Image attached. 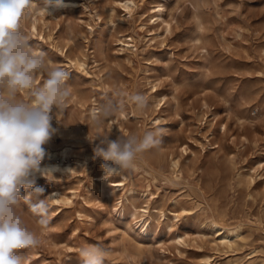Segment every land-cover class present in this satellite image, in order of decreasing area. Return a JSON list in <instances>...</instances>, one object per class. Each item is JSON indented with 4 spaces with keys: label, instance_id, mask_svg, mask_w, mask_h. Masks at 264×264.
I'll return each instance as SVG.
<instances>
[{
    "label": "rangeland",
    "instance_id": "1",
    "mask_svg": "<svg viewBox=\"0 0 264 264\" xmlns=\"http://www.w3.org/2000/svg\"><path fill=\"white\" fill-rule=\"evenodd\" d=\"M68 1L48 16L33 0L21 23L33 49L68 73L70 96L44 148L74 169L34 176L49 223L41 229L21 201L41 241L19 250L24 264H82L87 245L106 250L104 264H264V0H136L132 13L119 0ZM159 3L169 28L150 17ZM131 35L138 48L122 49ZM133 93L148 97L147 111L128 102ZM94 103L124 111L97 128ZM154 128L161 143L125 170V188L112 183L123 176L102 178L93 156L106 145L92 139ZM213 219L240 224L232 246Z\"/></svg>",
    "mask_w": 264,
    "mask_h": 264
},
{
    "label": "clouds",
    "instance_id": "2",
    "mask_svg": "<svg viewBox=\"0 0 264 264\" xmlns=\"http://www.w3.org/2000/svg\"><path fill=\"white\" fill-rule=\"evenodd\" d=\"M32 5L33 0H0V264H24L19 250L40 246L38 233L17 210L24 200L40 217L41 229L49 223L48 199L35 185L34 176L52 175L51 170L41 168L44 145L55 131L51 124L54 113L63 110L70 96L68 73L51 67L46 53L35 51L21 31ZM65 6L64 0H43L41 10L53 16ZM41 73H46V79L38 84L36 77ZM128 102L139 113L150 107L148 97L141 93L130 94ZM122 111L124 104L101 106L92 114V124L99 128ZM162 132L154 128L143 134L120 135L116 140L108 139L109 134L92 139L102 137L100 143L106 145H98L93 156L103 161L102 178L134 168L141 154L159 147ZM26 191L33 194L35 202L26 200ZM79 255L82 264H104L107 252L100 245H87L79 249Z\"/></svg>",
    "mask_w": 264,
    "mask_h": 264
},
{
    "label": "bare ground",
    "instance_id": "3",
    "mask_svg": "<svg viewBox=\"0 0 264 264\" xmlns=\"http://www.w3.org/2000/svg\"><path fill=\"white\" fill-rule=\"evenodd\" d=\"M119 2H120V4H122V6H124V8L125 9H127L130 13H132L133 12V10L135 9V7H138L137 6V2H136V0H119ZM64 4L66 5L65 7H67L68 6V4H69V1L67 0H64ZM71 4H73V3H71ZM34 5V4H33ZM33 5H32V7H33ZM155 7V6H154ZM157 7L158 8H154L153 10V13H150V17H153V16H158L159 18H162L163 19V21L165 22V23H167V27L169 28V26H170V23L169 22H167L164 18H163V10H165L164 9V7H166L165 6V4H163V3H159L158 5H157ZM152 9V8H151ZM151 9H150V11H151ZM109 11H111V14L113 15L115 12H116V6L115 5H112L111 7H110V10ZM41 12H43L44 13V11H42V10H40V13ZM149 13V12H148ZM55 16H57V15H55ZM148 16V15H147ZM113 17V16H112ZM148 20H150V19H148ZM112 22H114V21H112ZM143 25V24H142ZM34 27L36 28V24H34ZM34 28V29H35ZM129 37V40H123V39H121L120 40V43L122 44V49H126V48H128V49H130V50H133V49H137L138 48V42H137V38H135L134 36H128ZM98 108H99V106H97L96 105V103H94V104H92V106H91V108L90 109H92V113L91 114H93L94 112H97V110H98ZM66 153V152H65ZM59 155V153H56V152H54V151H47L46 152V155H45V158H44V160L41 162V168L42 169H49V170H51L52 171V173L54 174L55 173V171L56 170H64V169H66V168H68V169H73V166L71 165V164H67L66 162H64V163H66L67 165H65V166H62L61 165V163H60V161H64V159H65V156L64 155H62V156H58ZM68 160H69V158H67ZM69 163H71V162H69ZM174 164L175 165H177V167H178V160H175L174 161ZM74 168H75V166H74ZM74 170V169H73ZM66 173V172H65ZM40 173H36L35 174V176L36 175H39ZM115 176H123L124 178L123 179H120V180H113L112 181V183H113V186H123V188H125L126 187V180H127V176H126V174H125V170L124 171H121L119 174H116ZM111 180V179H110ZM251 180V179H250ZM250 180H248L249 182H250ZM251 181H253V180H251ZM113 188V187H112ZM57 195V194H56ZM55 195V198H56V200H60V198L59 197H57ZM64 198V197H63ZM69 198V197H68ZM64 200H66L65 198H64ZM64 200H62V201H64ZM65 202V201H64ZM137 209V208H136ZM138 211V210H137ZM136 214V213H135ZM220 221H221V219H220ZM222 222V221H221ZM221 222H219L217 219H213V220H211V223H212V226L214 227V228H217L216 229V232L218 233V237H219V239H220V241L224 244V245H228V246H232L233 245V243L234 242H236L237 241V239L241 236L240 235V233L242 232H239L240 231V229H241V226H240V224L238 225V226H236L235 227V229H233V228H231L229 225H227V224H224V223H221ZM231 225V224H230ZM180 237V236H179ZM217 238V237H216ZM214 240V239H213ZM140 245V244H139Z\"/></svg>",
    "mask_w": 264,
    "mask_h": 264
}]
</instances>
